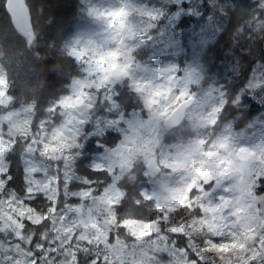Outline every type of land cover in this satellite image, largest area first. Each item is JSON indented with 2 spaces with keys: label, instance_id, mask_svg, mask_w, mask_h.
I'll return each mask as SVG.
<instances>
[{
  "label": "snow or ice",
  "instance_id": "6c2138e0",
  "mask_svg": "<svg viewBox=\"0 0 264 264\" xmlns=\"http://www.w3.org/2000/svg\"><path fill=\"white\" fill-rule=\"evenodd\" d=\"M8 18L31 44L37 35L26 0H4ZM253 14L264 21V2ZM125 13H115L114 21ZM149 21L159 15L141 10ZM241 27L247 29L241 23ZM131 49L125 51V68L132 67ZM70 55L85 66V76L73 81L69 94L47 107L37 118L36 106L11 108L14 80L0 67V264H264V152L257 154L239 148L245 159L257 163L251 167H232L236 148L226 136H217L218 121L226 101L221 97L216 106L200 112L188 83L179 82L174 69H166L165 84L133 80L131 87L139 93L146 117L133 113L131 118L120 114L114 86L102 65L105 55L95 63L82 48H73ZM114 58L117 53H108ZM123 71V70H122ZM124 75H129L123 71ZM259 85H253L258 87ZM115 115L103 123L121 133L118 146L106 156V163L95 164L92 171L107 173L116 181L135 179L143 173L152 175L153 161L171 167L161 144L162 121L177 112L195 119L207 128L197 137L201 152L192 164L205 163L194 174L185 177L184 195L166 207L153 209V194L143 186L138 195L127 198L123 185L115 182L103 190L98 181L84 179L86 189L71 192L70 185L79 179L74 171L81 144V130L96 111ZM160 146L159 152L153 150ZM209 147L217 151L207 150ZM20 149L24 164L23 194L11 190L15 174L10 157ZM145 154L144 164L133 161L138 153ZM200 156L216 157L201 161ZM148 170H145L144 165ZM225 182H227L225 184ZM224 184L226 195L214 199L210 188ZM186 194L182 206L180 201ZM69 198L78 201L68 202ZM126 203L123 213L122 206ZM149 209V215H142ZM189 221H198L200 231L214 235L197 237ZM131 238V239H129ZM238 242L242 248L233 257L221 260L207 249ZM167 254L168 261L161 257Z\"/></svg>",
  "mask_w": 264,
  "mask_h": 264
},
{
  "label": "trees",
  "instance_id": "16d2710c",
  "mask_svg": "<svg viewBox=\"0 0 264 264\" xmlns=\"http://www.w3.org/2000/svg\"><path fill=\"white\" fill-rule=\"evenodd\" d=\"M199 1L190 0L186 2L183 0L179 7L180 9H186L189 5L193 7ZM173 2L174 0L153 1L156 10L163 13V16L160 21H149L153 23L152 28L148 27L143 31L140 29L141 36L144 35V38L149 37V39L142 40L140 38L142 48L139 53H143V57L162 53V38L167 28L173 33L174 44H179L185 49L191 40V32L200 27L204 28L205 16L208 14L213 15L210 23L205 24V27L209 26L210 29H207L206 34L203 35L206 37V43L204 51L199 56V65L204 86L207 87V84H209L210 86L220 87L226 101L220 114L216 133H220L226 127H231L234 132H248L254 122L261 120L263 122L264 120V83L257 88L249 87L254 73H259L264 80V37L257 36L252 29L253 19L255 18L252 15L260 10V0H201L200 14L197 18L189 15L168 21L169 16L173 14ZM26 3L30 6L31 20L37 33V51L45 57L42 74L46 78V85L35 105L37 109L36 116L39 118L45 115L44 110L47 107L58 101L62 96L69 94L73 81L82 75L79 62L70 55L71 49L68 48V42L76 31L78 18L82 15L84 9V0H26ZM216 17H218V20ZM241 23L247 29L242 28ZM0 25H8L13 28L5 12L4 0H0ZM200 34L202 35V33ZM158 35H161V40L156 38ZM201 35H198V37ZM20 38L26 40L21 33ZM193 38L195 39L194 35ZM49 45H51V48H49ZM170 50H172V47ZM185 51L187 52L186 49ZM184 54L187 60V53ZM178 60H181V57ZM57 65H62V68L57 69ZM114 90L120 114L126 116L131 111L144 113L142 101L130 89L128 79L123 83L116 84ZM11 95L13 97L12 110L21 109L24 105L15 82ZM193 95L194 97L198 96V92L193 90ZM114 115L115 113H109L106 110L96 111L89 118V123L85 125L86 131L88 133L103 132L97 133L83 144L74 163V171L79 179H74L73 182L83 181L84 179L96 180L98 181V189L106 187L108 182H111L112 177L108 176L107 173L92 171L91 162L92 157L100 153L102 148H111L118 142L119 133L103 123ZM169 142L165 141V143ZM10 162L15 174V184L11 190L22 195L24 164L19 148L10 157ZM116 183L123 185L122 190L126 192L127 198L138 195L140 187L147 185L143 173L137 175L135 179L124 180L121 178ZM86 187V184L72 183L70 189L78 192L85 190ZM257 192L264 193V186L257 189ZM71 202L73 204L77 200L72 199ZM125 207L126 203L121 208L122 213ZM139 214L149 215L150 210L144 209ZM207 252L224 260L227 257H233L239 251L231 248L224 252L209 248Z\"/></svg>",
  "mask_w": 264,
  "mask_h": 264
},
{
  "label": "clouds",
  "instance_id": "9594fccd",
  "mask_svg": "<svg viewBox=\"0 0 264 264\" xmlns=\"http://www.w3.org/2000/svg\"><path fill=\"white\" fill-rule=\"evenodd\" d=\"M121 10L125 14L114 21L115 13ZM91 21L96 28V32L87 38L81 47L85 56L93 61L90 67L95 70L98 67L95 63L96 59L100 55H105L107 64L102 65L104 71L99 74L107 76L113 86L123 83L129 78V75H124L123 71L130 74V68L124 67L126 64V48L140 40V29L147 25L149 20L130 10L127 4L122 3L115 9L105 10L101 8L94 10L91 14ZM252 29L257 36L264 37V21H257L254 18ZM37 47V39L29 44L27 40L20 38V33L15 28L0 25V67L15 81L20 91L23 107L35 106L46 85V78L42 74L45 57L37 51ZM49 48H51V45H49ZM108 53H117V56L111 58L107 56ZM56 68L61 69L62 65H57ZM149 83L150 81H144L145 86H148ZM191 86L200 90L204 103L213 100L211 87H205L201 77L195 76L191 81ZM132 90L139 96L134 88ZM207 131V128L201 122L188 119L182 115V112H177L175 116H170V118L162 121L160 141L162 145L166 144L165 141H170L167 144L172 145V147L165 148V152L168 155L169 163L174 164L176 170L173 171L171 167L164 168L161 166L158 163V156H149V159L153 161V174L147 176L146 179L151 180L153 200L149 203L153 209L157 204L166 207L170 203L180 200L184 195V178L194 174L196 168L203 169L207 167L205 163L192 164V159L196 158V154L202 150L201 146L195 141L197 137L205 135ZM159 149L160 146L158 145L153 151L158 153ZM207 150L217 151L216 148L211 147ZM244 155L239 153V148H236L231 162L232 167L243 169L257 163L254 160L245 159ZM199 159L207 161L215 160L216 157L200 156ZM144 160L145 154L143 152L138 153L133 164L134 166L144 164ZM144 166L145 170H148L147 165ZM189 224L195 229L193 234L197 237L214 235L206 229L200 231L201 225L198 221H189Z\"/></svg>",
  "mask_w": 264,
  "mask_h": 264
},
{
  "label": "rangeland",
  "instance_id": "374dc122",
  "mask_svg": "<svg viewBox=\"0 0 264 264\" xmlns=\"http://www.w3.org/2000/svg\"><path fill=\"white\" fill-rule=\"evenodd\" d=\"M153 1L154 0H84V9L82 11V15L78 18V24L76 26V31L68 42V48L70 49L81 48L84 42L86 41V39L96 32V28L91 21V14L96 9H101V8H104L105 10L115 9L119 7L120 4L124 3L128 5L130 10L136 11L138 14H140L141 10H143L144 12H150L152 14H157L159 15V19L157 20L160 21L161 17L163 16V13H160L156 10V7H155V4H153ZM182 1L183 0H174L173 14L169 16L168 21L173 20V19L177 20L178 18L182 16L192 15L194 18L195 17L197 18L199 16L200 14L199 6H200L201 0L198 3H196L193 7L189 5L186 7V9H180L179 4ZM185 1L187 2L190 0H185ZM260 2L262 3V0H260ZM216 18L218 20V17ZM205 19L206 20L203 23L204 28L200 27L196 31L193 30L191 32V40L188 42V45L185 47L187 52L185 51L183 47H181V45L174 44L173 38H172L173 33L170 30H168V28L166 29L167 32L165 31L163 33L164 37L162 38L163 45H161V49L163 51L161 50V52L164 53L163 55L162 53H156L155 55L143 57L144 54L139 53V50L142 48V46H140L141 40H139L137 43L127 46L129 49H131L130 57L132 60V67L130 69V74L128 78L130 89L132 90L131 83L133 80L152 81L155 84H165L167 82L166 80L167 72H165L164 75H161V72H163L166 69H174L176 78L179 82L188 83L189 90L192 94H193V90H196L198 92V96L196 95L195 97V103L200 106L199 108L200 112H206V110L208 111L212 107L216 106L221 97V94L223 95V92L220 87L210 86L209 84H207V87L210 86L213 91V100L207 103H204L200 90L196 87L191 86V81L195 76H199V77L202 76L200 65H199V60H200L199 56L200 54H202V52L205 49L206 37H204L203 35L206 34L207 29H210L209 26L205 27V24L207 25L210 23V20L213 19V15L211 16L210 14H208L205 16ZM148 27L152 28L153 23L149 22L147 25H144L141 28V30L143 31V29L148 28ZM204 29L205 31H203ZM200 33H202V35ZM193 35L195 39L193 38ZM198 35H201V36L198 37ZM140 38L142 40L149 39V37L144 38V35L140 36ZM156 38H159V40H161V35H158ZM171 47H172V50H170ZM184 53H187L186 54V57L188 58L187 60L185 59ZM157 55H160V56H157ZM180 57H181V60H178V58ZM79 64L82 70V75L78 79H82L85 76V66L81 63ZM263 83H264V80L262 79L260 74L254 73L252 75L249 87L257 88V87H253V85L258 84L260 86ZM142 105H143V101H142ZM19 110H16V111H19ZM143 111H144L143 114L140 113L142 118L146 117V110H143ZM134 112L135 111H131L125 117L131 118ZM135 113H139V112H135ZM88 123H89V120L87 123H85V125ZM85 125L83 126L81 130V137L78 138L81 144V149H82L83 144L86 143L87 139L89 140L92 138V136L96 135L97 133L103 132V131H97L95 133H91V132L88 133V131H86L85 129ZM118 133H119L118 142L113 147L108 148V149L102 148L100 153H97L92 157L91 168L95 164L106 163L107 154L110 151L114 150L118 146L120 140L122 139L121 133L120 132ZM216 135L228 137L231 145L234 148H240V147L247 148L249 151H253L257 154L264 152V120L263 122L262 120L254 122L251 125L250 130L248 132H242V131L234 132L232 131L231 127H226L220 133L218 134L216 133ZM144 178L147 181V185L144 186V188L151 191V180L146 179V176H144ZM73 181L71 182L70 187L72 186V183L79 184V185L84 184L82 180H77L76 182H73ZM113 182L116 183V180L115 178L112 177L111 182H108L106 187H110ZM226 183L227 182H225V184ZM104 188H101L100 190H103ZM70 191L74 192L71 189ZM209 191L212 193L213 198L216 200H218L220 196L226 195L224 184H221L220 186L215 187L214 191L212 188H210ZM71 200L72 199L69 198L68 202L72 204ZM184 200H186V194L184 198L180 201V206L183 205ZM77 203L78 201L73 204L75 205ZM231 248L241 251L242 246L238 242H233L228 245L214 247V249L218 251H224V252L230 250ZM161 259L164 261H168L169 257L167 256V254H164L161 257Z\"/></svg>",
  "mask_w": 264,
  "mask_h": 264
},
{
  "label": "water",
  "instance_id": "95a60500",
  "mask_svg": "<svg viewBox=\"0 0 264 264\" xmlns=\"http://www.w3.org/2000/svg\"><path fill=\"white\" fill-rule=\"evenodd\" d=\"M30 17H31V15H30ZM11 24H12L13 28L16 29V31H18L19 33H21V32L19 31V29H17V28L14 26V23H11ZM21 34H22V33H21Z\"/></svg>",
  "mask_w": 264,
  "mask_h": 264
}]
</instances>
